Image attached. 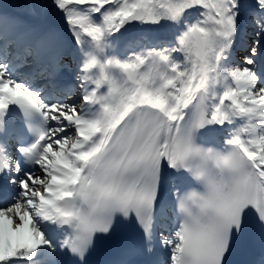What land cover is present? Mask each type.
I'll list each match as a JSON object with an SVG mask.
<instances>
[{
    "label": "snow or ice",
    "instance_id": "1",
    "mask_svg": "<svg viewBox=\"0 0 264 264\" xmlns=\"http://www.w3.org/2000/svg\"><path fill=\"white\" fill-rule=\"evenodd\" d=\"M0 264H264V0L0 4Z\"/></svg>",
    "mask_w": 264,
    "mask_h": 264
},
{
    "label": "bare ground",
    "instance_id": "2",
    "mask_svg": "<svg viewBox=\"0 0 264 264\" xmlns=\"http://www.w3.org/2000/svg\"><path fill=\"white\" fill-rule=\"evenodd\" d=\"M23 2L24 0H0V4H15V3H23ZM10 10L13 13H21L24 11L23 9H20V8H10Z\"/></svg>",
    "mask_w": 264,
    "mask_h": 264
}]
</instances>
